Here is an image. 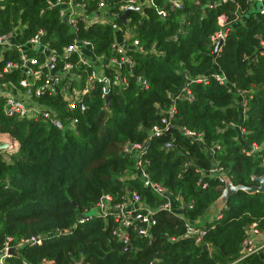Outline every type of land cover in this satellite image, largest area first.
I'll return each mask as SVG.
<instances>
[{
	"label": "trees",
	"instance_id": "trees-1",
	"mask_svg": "<svg viewBox=\"0 0 264 264\" xmlns=\"http://www.w3.org/2000/svg\"><path fill=\"white\" fill-rule=\"evenodd\" d=\"M74 1L85 3L87 13L98 8V0ZM124 1L104 0L106 11L118 12ZM180 2L173 8L168 0H151L129 10L127 22L117 16L113 23H79L71 32L60 7L48 0L0 1V35L14 33L10 49L3 51L0 44V84L28 90L20 85L27 72L16 44L38 34L39 42L55 51V62L42 67L30 94L41 108L55 110L61 123L5 114L0 98V132L18 142L10 162L0 151V248L6 238L11 245L40 240L20 244L5 264H229L239 257L248 226H264V192L236 189L220 214L202 224L200 243L185 233L181 216L202 218L223 194V176L233 186H252L254 177L264 174V11L256 0ZM126 28L133 33L126 43L137 40L142 51L127 50L134 63L120 67L127 85L112 87L108 99L98 85L82 105L69 108L59 92L65 80L35 94L44 73L65 63L82 79L88 74L75 52L65 54L74 39L90 41L93 55L107 60L119 55L115 35ZM219 31L225 38L215 51L211 36ZM25 51L39 65L47 61L32 47ZM8 62L21 66L4 72ZM172 105L165 128L161 119ZM154 126L162 128L159 135L151 131ZM134 143L142 144L139 157L126 149ZM253 144L261 149L245 153ZM137 159L147 179L136 169ZM153 183L179 199L172 213L161 208L169 198ZM131 192L152 210L155 224L146 237L123 227L128 235L121 239L111 214L88 212L104 196L113 206ZM238 264H264V248Z\"/></svg>",
	"mask_w": 264,
	"mask_h": 264
},
{
	"label": "built area",
	"instance_id": "built-area-1",
	"mask_svg": "<svg viewBox=\"0 0 264 264\" xmlns=\"http://www.w3.org/2000/svg\"><path fill=\"white\" fill-rule=\"evenodd\" d=\"M3 1V0H0ZM171 7H178L181 2L180 0H168ZM261 3L260 12L264 11V0H256ZM51 6H59L60 7V18L62 22H65L69 30L71 32H75L79 23L84 24L86 26H90L97 22L102 23H113V18L120 16L125 10L128 8H132L135 10H140L145 3L151 4V0H125L119 7L118 12L114 11L108 13L106 11V3L104 0H98L97 2V10L94 14L87 13L85 8V3L83 2H75L74 0L67 1H59V0H48ZM160 14L164 15L165 12L163 9L158 8ZM127 22V19H126ZM219 23L223 25V20L220 19ZM18 28L15 29L16 31ZM20 31V30H19ZM131 28H126L123 30L122 37L120 41L115 39V43L113 44L114 50L119 54L117 57H111L107 60L103 58V56L95 57L93 55V46L92 43L86 39H74L73 43L68 46L64 51L66 56L70 54V52H75L79 61L90 68L84 79L79 74H76L72 71V64L65 63L59 71H54L51 73H44L43 77V85L39 88L35 89V94H40L41 90L44 88L53 89L55 84L65 80V85L63 88L59 90L63 99H65L67 106L69 108H74L76 105H82L84 96L90 94L94 89L99 85L100 86V94L101 97L106 98L110 89L114 86L119 85H127L126 76L122 73L120 67L125 66L126 68L131 67L134 63L131 59V56L128 55V49H135L142 51L139 45L137 44V40H133L130 44H127L126 41L132 36ZM14 33L0 35V44L2 46V50L10 49L12 45H14ZM225 38V32L219 31L213 36H211V41L214 45L217 44L218 41H223ZM16 44V43H15ZM17 51L20 54V58L22 60V68L27 72V78L22 79L20 81V85L27 88L28 99H21L17 93L15 92V87L11 83L0 84V98H2V110L5 114L8 115H16L18 118H27L33 120H48L51 123H55L56 121H60L57 116L55 110L43 109L41 106L33 99L30 92L33 89L34 82L36 79H41L43 74L42 67L48 66L53 67L55 62V56L53 55L55 51L47 48L45 44H41L39 42V35H35L29 38L25 44H16ZM32 47L47 56V61L45 64H38L35 58H29L26 55V48ZM219 49V48H218ZM261 52L264 54V41L262 42ZM20 64H13L8 62L3 68L4 72L11 70L13 68H17L21 66ZM35 66V67H34ZM111 68V71L108 69ZM220 83H223L225 78L222 76V73H218L216 76ZM140 80V78H138ZM82 81V82H81ZM141 86H147L145 81L141 80ZM18 89V88H17ZM19 90V89H18ZM241 95V93H239ZM190 98V96H189ZM242 103L244 107V100L242 98ZM174 113V106L172 105L168 110L164 111V116L161 119V123L166 128L169 125V120ZM162 128L159 126H154L152 128V132L155 135H159L162 131ZM188 136H196L194 132L185 130L184 131ZM196 139H200V136H196ZM6 144L7 147L5 149H0L3 153V159L6 162H10V155L14 154L18 148V142L13 139L9 133L0 132V145ZM166 148H170L171 144L166 143ZM264 148V146H262ZM127 150H134L135 155L139 157L142 152V144L134 143L131 146H127ZM261 147L253 144L249 149L245 151V153L249 154L251 152H255L260 150ZM262 160L264 163V154L262 156ZM136 169L144 179H147V175L143 172V163L137 159ZM221 182L227 184V179L223 176L220 179ZM157 193L166 196L169 198L168 202L164 203L161 208L166 210L169 213L173 212V202L179 201V199L172 198L171 195L166 191L165 188L156 185L155 183L150 184ZM225 188V187H224ZM110 196H104L95 207V214H99L101 216H105L106 214H111L117 221H119V225L114 233L118 235L121 239H127V232L123 227L132 226V228L137 232L140 236H149L150 228L155 224V219L152 216V210L147 208L146 205L143 204L140 196L136 192L128 193L123 201L119 204H114L111 206L109 203ZM139 208H145V212H137ZM181 219L184 220L185 233L187 236L195 238L196 243H200L205 235V230L200 224V221H190L181 216ZM6 242L0 248V264H5L6 258L12 256V254L16 253V248L26 241H31V244L39 242V238H31L29 240H25L19 242L15 245H11L8 242V238H6ZM264 248V226L260 228L256 222L251 223L247 229V235L242 241L240 255L239 257L229 263V264H238L245 257L252 255L263 253ZM13 250L15 253L10 252Z\"/></svg>",
	"mask_w": 264,
	"mask_h": 264
},
{
	"label": "water",
	"instance_id": "water-1",
	"mask_svg": "<svg viewBox=\"0 0 264 264\" xmlns=\"http://www.w3.org/2000/svg\"><path fill=\"white\" fill-rule=\"evenodd\" d=\"M132 8H128L127 10H125L121 15H120V19L124 22H126L127 19V15L129 10H131ZM112 26H115V24H112ZM222 42L218 41L217 44L215 45V51L218 50V48L221 46ZM106 99H108V96L106 97ZM56 125H60V121H56L55 122ZM7 147L6 144L4 145H0V149H5ZM254 180L256 182V184L252 185V186H233L232 184L227 183L225 186V190L223 191L224 194L227 195L236 190V189H243L246 192H264V174L259 175V176H255ZM10 252L15 253L12 249L10 250Z\"/></svg>",
	"mask_w": 264,
	"mask_h": 264
},
{
	"label": "crops",
	"instance_id": "crops-1",
	"mask_svg": "<svg viewBox=\"0 0 264 264\" xmlns=\"http://www.w3.org/2000/svg\"><path fill=\"white\" fill-rule=\"evenodd\" d=\"M117 32L118 33L115 35V38L117 41H120L123 30L119 29ZM14 90L21 99L23 100L28 99L29 94L27 93V91H20L17 88H15ZM225 202H226V194H224L223 192V194L208 208L204 216L199 219L200 224L204 223L205 221H210L212 220V218L218 216L220 214L219 212L221 211V209L225 206Z\"/></svg>",
	"mask_w": 264,
	"mask_h": 264
},
{
	"label": "rangeland",
	"instance_id": "rangeland-1",
	"mask_svg": "<svg viewBox=\"0 0 264 264\" xmlns=\"http://www.w3.org/2000/svg\"><path fill=\"white\" fill-rule=\"evenodd\" d=\"M94 212H95V210H91V211H89L88 213H89V214H94Z\"/></svg>",
	"mask_w": 264,
	"mask_h": 264
}]
</instances>
